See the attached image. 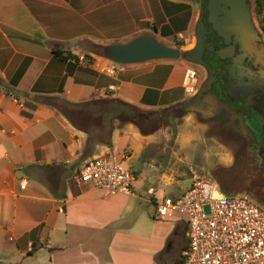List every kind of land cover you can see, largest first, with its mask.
Wrapping results in <instances>:
<instances>
[{"label": "crops", "instance_id": "obj_1", "mask_svg": "<svg viewBox=\"0 0 264 264\" xmlns=\"http://www.w3.org/2000/svg\"><path fill=\"white\" fill-rule=\"evenodd\" d=\"M161 1L0 0V78L12 90L8 95L0 87V264H120L115 245L128 235L118 223L128 199L141 196L135 188L133 196H112L77 182L82 164L122 149L124 140L122 129L108 141L93 138L91 130L105 116L85 108L119 100L156 111L181 101L164 97L179 85L171 81L169 64L139 75L137 65L110 73L105 60L87 64L78 43L149 34L140 21L169 24ZM249 1L264 37V0ZM54 51H68L79 62L59 59ZM45 99L70 108L57 110ZM76 110L81 124L69 116Z\"/></svg>", "mask_w": 264, "mask_h": 264}, {"label": "rangeland", "instance_id": "obj_2", "mask_svg": "<svg viewBox=\"0 0 264 264\" xmlns=\"http://www.w3.org/2000/svg\"><path fill=\"white\" fill-rule=\"evenodd\" d=\"M170 1L187 6L190 13L189 22L183 30L178 31L171 27L170 31H166V37L155 33V39L166 47L184 53L191 50L195 44L194 26L201 1ZM153 11L156 17L158 8ZM252 14L258 28L254 13ZM137 23L139 27L147 28V35L156 32L151 23ZM164 23V19L158 21V27ZM138 36L140 35L104 44L83 40L78 43L79 49H75H78L81 55L102 63L105 60L101 56L102 46L127 43ZM157 64H169L167 72L171 74V81L179 85V88L165 93L166 101L180 99V102L184 101L183 104L176 102L156 111L124 107L121 116L117 114V120L114 118L116 115L109 111L100 127L95 126L96 128L91 130L93 138L105 141L110 140V135L115 129L123 130L121 134L124 140L120 142V147L123 148L112 152L125 154L127 160L122 165L134 171L137 181L133 182L132 189L135 188V193L141 196V200L128 199L126 211L118 223V230L128 235L115 245L114 250L120 264H176L179 261L181 251L186 247L183 231L185 227L178 215L169 216L165 220L157 219L156 203L167 196L179 194L195 178L215 182L224 194L244 195L264 207V162L254 161L253 155L245 150L246 140L237 136V127L240 124L237 118L235 122L231 119L225 103L220 106L208 103L209 113L204 114L201 110L198 115L195 111L200 110V105L194 104L192 97L184 94L182 79L185 70L192 69L196 72V98H200L209 80L208 67L204 63L188 64L182 59L152 61L137 65L135 74H143ZM259 65L264 68L261 63ZM212 98H215L213 101L217 100L215 96ZM85 109L92 114V111L96 112L100 107ZM78 111H69V116L81 124L84 118L82 112ZM136 122L141 123L143 128H138ZM189 133H194L197 138L181 150L177 143L178 136ZM175 227L178 229L174 233ZM106 233L109 234V231Z\"/></svg>", "mask_w": 264, "mask_h": 264}, {"label": "built area", "instance_id": "obj_3", "mask_svg": "<svg viewBox=\"0 0 264 264\" xmlns=\"http://www.w3.org/2000/svg\"><path fill=\"white\" fill-rule=\"evenodd\" d=\"M110 64V73L119 68ZM182 88L188 97L197 91L192 69L185 70ZM126 160L117 152L97 156L77 169L76 180L112 196H133L136 176L123 167ZM155 215L180 216L186 242L180 264H264V207L249 197L226 195L216 183L195 178L179 194L157 202Z\"/></svg>", "mask_w": 264, "mask_h": 264}, {"label": "flooded vegetation", "instance_id": "obj_4", "mask_svg": "<svg viewBox=\"0 0 264 264\" xmlns=\"http://www.w3.org/2000/svg\"><path fill=\"white\" fill-rule=\"evenodd\" d=\"M204 3L205 47L200 60L210 71L202 96L196 98L198 88L190 96L194 104L200 105V110L195 112L200 115L202 110L208 114V103L215 106L225 103L231 119L235 122L237 118L240 123L237 136L246 140L245 150L253 155L254 161L264 162V68L245 50L240 37L230 28V8L223 10L221 6L210 10L209 0ZM214 96L216 101H213Z\"/></svg>", "mask_w": 264, "mask_h": 264}, {"label": "water", "instance_id": "obj_5", "mask_svg": "<svg viewBox=\"0 0 264 264\" xmlns=\"http://www.w3.org/2000/svg\"><path fill=\"white\" fill-rule=\"evenodd\" d=\"M200 1L201 7L194 26L195 44L191 50L183 53L162 45L154 37L143 35L135 37L127 43L102 46V58L119 67L177 59H182L188 64L202 65L200 54L205 47L204 25L202 22L204 0ZM209 2L210 10L219 9L221 6L223 10L227 7L230 8V28L234 30L235 35L240 37V43L245 50L264 66V37L253 21L250 1L209 0ZM183 102H180V104H183Z\"/></svg>", "mask_w": 264, "mask_h": 264}, {"label": "trees", "instance_id": "obj_6", "mask_svg": "<svg viewBox=\"0 0 264 264\" xmlns=\"http://www.w3.org/2000/svg\"><path fill=\"white\" fill-rule=\"evenodd\" d=\"M161 2H162L164 14L168 18V22L170 25L169 24H162L160 27H158V23H155L152 26L153 30L160 33V35L162 37H166V35H167L166 31H170L171 26L173 29H177L178 31L185 29L188 22H189V19H190V13L188 12L187 6L186 5L168 4L164 0H162ZM256 4H258V3L256 2ZM256 11H257V8H256ZM53 54L62 60H66V61L67 60H73L77 63L79 62V57L71 54L68 51H54ZM83 61H85L87 64H90L92 60L87 56H83ZM0 87H2L8 95L12 94V90H10L6 85H4L1 78H0ZM44 103L55 108V109H57V110L62 109V108H64V109L70 108V104H68L65 101L60 100V99H45ZM75 107H77V106H75ZM124 107L136 108V107L131 106L129 104L122 103L118 100H113V101H107V102H105V104H101L100 109L96 112L103 114L106 118L107 117L106 113L111 111L116 115L114 118L117 120V114L119 116H121L122 110ZM136 126H138V128H142L140 126V123L138 124L137 122H136ZM176 264H180V259Z\"/></svg>", "mask_w": 264, "mask_h": 264}, {"label": "clouds", "instance_id": "obj_7", "mask_svg": "<svg viewBox=\"0 0 264 264\" xmlns=\"http://www.w3.org/2000/svg\"><path fill=\"white\" fill-rule=\"evenodd\" d=\"M189 120H191V117H189ZM196 138L197 136L194 133H189L187 135L181 134L180 136H178L177 143L180 149L183 150L187 145L191 143L193 139H196Z\"/></svg>", "mask_w": 264, "mask_h": 264}]
</instances>
